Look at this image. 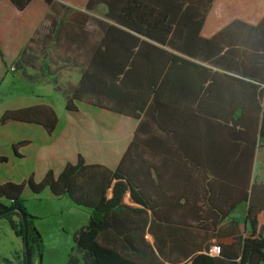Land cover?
<instances>
[{
	"label": "trees",
	"instance_id": "obj_1",
	"mask_svg": "<svg viewBox=\"0 0 264 264\" xmlns=\"http://www.w3.org/2000/svg\"><path fill=\"white\" fill-rule=\"evenodd\" d=\"M9 1L20 11L32 2ZM43 1L50 5L54 0ZM214 1L88 0V8L105 4L112 23L107 24L92 59L71 88L65 107L77 113L78 103L86 102L141 120L115 169L79 157L59 173L49 169L39 181L29 177L21 183H0V211L9 209L0 218L24 240L21 213L27 215L32 255L35 251L43 255V238L35 225L38 217L26 207V185L33 193L48 188L56 196L67 195L73 205L89 213L88 223L73 235V253L78 258L71 256L72 264H224L221 256L231 259V264H264V236L258 231L264 204H255L253 193L249 198L246 166L257 136L264 138V76L234 58L226 29L211 37L202 34ZM0 53L9 67L1 48ZM12 120L38 123L52 132L58 116L52 107L38 105L7 110L0 116V124ZM148 150H164L169 154L168 165L176 168L184 157L200 168L211 207L215 205L212 194L226 195L227 184L235 186V207L250 199L251 232L244 238L240 235V252L236 246L225 254L220 245L221 256H212L188 235L156 237L159 251L152 249L144 216L149 210L156 214L159 210L149 192L154 185L150 167L155 164L146 157ZM176 207L169 204L168 212ZM216 209L223 218L226 211ZM220 219L212 222L213 227ZM168 241L176 243V255L163 251ZM19 264H27L25 250Z\"/></svg>",
	"mask_w": 264,
	"mask_h": 264
},
{
	"label": "crops",
	"instance_id": "obj_2",
	"mask_svg": "<svg viewBox=\"0 0 264 264\" xmlns=\"http://www.w3.org/2000/svg\"><path fill=\"white\" fill-rule=\"evenodd\" d=\"M87 2L54 0L48 5L43 0H32L20 11L9 0H0V48L9 64L5 67L0 53V116L7 110L38 105L52 107L58 116L52 132L38 123L12 120L0 124V158H6L0 159V183H21L29 177L39 181L49 169L59 173L67 163H75L79 157L87 163L115 169L134 139L141 119L86 102L78 103L77 113L65 107L71 88L79 82L83 69L92 59L107 24L112 23L106 16L105 4L88 8ZM222 4L228 5L227 15L218 12ZM222 29H226L228 50H235L234 58L242 61L247 70L264 76V0H215L202 34L211 37ZM164 152H146V157L155 164L154 168L150 167L154 185L149 187V192L151 202L159 210L157 214L149 210L144 216L147 220L145 235L152 249L159 251L156 237L188 235L202 251L212 256H221L220 245L225 254L234 251L236 246L240 252V235L244 238L251 232L247 219L250 195L253 193L255 204H264V138L257 136L252 157L246 161L250 172L249 198L237 207L235 186L231 184L226 186V195L219 196L218 191L212 194L215 205L211 207L208 203L211 194L204 195L201 169L192 166L187 157L183 158L180 168L168 165L166 155L169 154ZM42 193L50 199L65 197L71 207L81 209L73 205L67 195L56 196L48 188L33 193L26 185L23 192L27 198H36ZM169 204L177 206L174 211L168 212ZM217 206L226 211L223 218ZM258 217V231L264 236V211ZM217 218L222 219L213 227L212 222ZM88 221L89 217L82 226ZM3 233L11 237L7 230ZM17 237L14 254L11 249L5 250L9 246L0 251V258H10V264H19L23 256L24 242ZM175 245L168 241L163 251L176 255ZM73 254L65 264H72L71 256L78 258L75 252ZM160 257L168 263L165 257ZM221 258H225L224 264H231L228 257ZM41 262L43 264V258Z\"/></svg>",
	"mask_w": 264,
	"mask_h": 264
},
{
	"label": "rangeland",
	"instance_id": "obj_3",
	"mask_svg": "<svg viewBox=\"0 0 264 264\" xmlns=\"http://www.w3.org/2000/svg\"><path fill=\"white\" fill-rule=\"evenodd\" d=\"M226 7H228L227 4L220 5L219 14L226 13L227 15ZM25 198L28 211L38 217L35 225L43 238V264H65L70 254L73 253L75 244L73 235L88 220L89 214L82 209L71 207L65 197L64 199H50L42 193L36 198ZM4 230H7L11 237L5 235ZM0 236V251H4V246H9V249L5 247V250L11 249L14 254L18 247L15 238L18 237L5 218H0ZM40 258L41 255L35 251L32 255V264H39ZM1 262L8 264L0 258Z\"/></svg>",
	"mask_w": 264,
	"mask_h": 264
},
{
	"label": "water",
	"instance_id": "obj_4",
	"mask_svg": "<svg viewBox=\"0 0 264 264\" xmlns=\"http://www.w3.org/2000/svg\"><path fill=\"white\" fill-rule=\"evenodd\" d=\"M12 209H15L12 208ZM9 211L8 210H3V211H0V216L6 214L7 212ZM22 217H23V221H24V226H25V234H24V250H25V253H26V262L27 264H32V253H31V250H30V246H29V240H28V225H27V215L24 214V213H21ZM42 260V256L40 258V262Z\"/></svg>",
	"mask_w": 264,
	"mask_h": 264
}]
</instances>
